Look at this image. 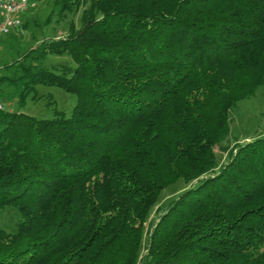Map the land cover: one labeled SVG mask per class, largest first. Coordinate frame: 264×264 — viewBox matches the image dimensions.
Masks as SVG:
<instances>
[{
    "label": "trees",
    "instance_id": "16d2710c",
    "mask_svg": "<svg viewBox=\"0 0 264 264\" xmlns=\"http://www.w3.org/2000/svg\"><path fill=\"white\" fill-rule=\"evenodd\" d=\"M55 5L83 9L80 26L2 80L23 86L20 107L40 85L77 104L52 119L0 111V212L20 214L15 232L0 229V264H264V138L224 165L216 154L232 109L264 86V0ZM49 55L75 65L45 69Z\"/></svg>",
    "mask_w": 264,
    "mask_h": 264
},
{
    "label": "rangeland",
    "instance_id": "374dc122",
    "mask_svg": "<svg viewBox=\"0 0 264 264\" xmlns=\"http://www.w3.org/2000/svg\"><path fill=\"white\" fill-rule=\"evenodd\" d=\"M82 11L83 9L77 14L60 15L55 0H38L36 8L24 18V22L29 23L28 27L24 28V34H12L0 40V101L5 104L6 110L14 112L20 110L21 113L38 119H52L55 109L65 112L68 116L72 114L77 104V97L74 94L57 87L40 85L37 91L27 99L26 105L20 107L19 101L23 86L20 83L15 85L13 82L3 81L2 77L16 80L22 73H16L19 69L13 66L14 63L32 49L39 47L43 41L66 36L72 22L80 26ZM36 55L37 53H33L32 57ZM31 62L33 59L30 57L27 63ZM40 65L45 69L60 72L63 66H74L75 64L69 55H49L40 62ZM257 138H264V86L259 88L254 97L240 102L232 109L231 132L223 143L228 151L216 149L219 166L229 161L230 153L235 150L236 145ZM186 188L185 183L179 181L161 193L159 204L146 224L143 255L147 252L149 237L163 210ZM19 221L20 214L14 208H7L0 212V229L13 233Z\"/></svg>",
    "mask_w": 264,
    "mask_h": 264
},
{
    "label": "built area",
    "instance_id": "2783aa9c",
    "mask_svg": "<svg viewBox=\"0 0 264 264\" xmlns=\"http://www.w3.org/2000/svg\"><path fill=\"white\" fill-rule=\"evenodd\" d=\"M38 0H0V40L12 34H24V18L34 10ZM0 101V111H5Z\"/></svg>",
    "mask_w": 264,
    "mask_h": 264
}]
</instances>
